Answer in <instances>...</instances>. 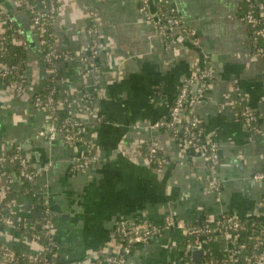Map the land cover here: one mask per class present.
Wrapping results in <instances>:
<instances>
[{
  "label": "crops",
  "instance_id": "crops-1",
  "mask_svg": "<svg viewBox=\"0 0 264 264\" xmlns=\"http://www.w3.org/2000/svg\"><path fill=\"white\" fill-rule=\"evenodd\" d=\"M54 1L55 47L81 55L95 43L99 69L90 76L79 61L51 68L31 14L19 0H0V11L13 18L11 40L23 50L26 78L21 90L0 78V157L7 159L0 163V215L40 230L48 205L56 219L52 259L60 264H106V256L121 250L111 235L122 220L174 219L172 227L135 244L123 264H185L186 226L223 215L264 228V180L254 177L264 170V122L251 129L237 103L264 116V56L241 18L246 0H165L184 26L171 33L177 40L172 46L165 45L168 36L154 14L141 9L143 0ZM252 1L264 18V0ZM160 4L149 0L151 11ZM4 30L1 22L0 34ZM207 68L213 71L207 87L193 84L188 95L202 128V148L194 150L160 123L169 118L182 82L199 79ZM49 75H55L59 98L92 96L79 113L84 139L98 157L86 171L73 169L81 150L60 132L51 140L40 135L49 114L35 99L46 92ZM153 139L167 160L162 166L146 157ZM209 142L218 144L221 156L218 189L208 186ZM14 154L37 174L41 200L35 204L24 191L17 161L9 159ZM227 244L219 234L204 249L218 254ZM3 248L30 258L44 253L41 243L0 219V264Z\"/></svg>",
  "mask_w": 264,
  "mask_h": 264
},
{
  "label": "built area",
  "instance_id": "built-area-1",
  "mask_svg": "<svg viewBox=\"0 0 264 264\" xmlns=\"http://www.w3.org/2000/svg\"><path fill=\"white\" fill-rule=\"evenodd\" d=\"M160 5L165 3V0H159ZM250 2L251 0H246ZM19 4L22 5L31 14L33 23L40 33L41 36H45L47 32V25H54L55 15L57 8L52 4L48 11H41L32 0H19ZM251 9L243 16L242 19L246 20L251 28H255L261 22L264 25V20H261L255 16L253 13L254 4L250 3ZM141 9L146 13L150 10L149 0H143L141 4ZM175 12V10H173ZM151 14V13H150ZM173 12L169 14V17L162 20L169 25V31L163 30L160 25V20L156 19V26L162 32V34H169L177 28H184L183 22L177 16L172 15ZM152 15V14H151ZM7 17V18H6ZM1 22L5 25V30L0 34V41L4 42L7 37L4 35L6 30H12L13 18L7 14L6 16L0 15ZM255 36L253 35V41L256 45L257 52L264 56V47L257 44L258 38H264V26L257 28L255 31ZM173 43H177L176 39L171 40ZM98 51L96 45L91 47V49L81 55L73 54L67 50H59L55 47L54 43L49 46L48 51L44 54V59L47 62H75L79 61L85 66V72L90 76H95L98 72L97 64ZM53 73L56 69H52ZM8 76L12 77L7 84L13 87L15 90H21L24 87L26 81L24 73L21 72V66L18 65H4L0 70V78L4 79ZM213 77V71L210 68L204 70L199 79L187 78L185 79L179 92L177 94L176 100L172 106L169 120L167 119L160 124L165 126H170L172 129L177 130L186 138V143L194 150H200L202 148L201 141L199 142L202 134L200 129L199 119L194 111V107L190 104V113L183 114V109L188 100V95L190 92V87L193 84H198L200 89L203 90L207 87L209 80ZM47 95L45 100H42L40 96L35 99V103L39 107H43L49 114V118L46 120L40 135L51 140L57 132H60L66 141V143L74 148H79L81 150L80 155L74 157L72 167L77 171H86L89 167L97 160V155L93 153L92 145L90 142L86 141L83 136V125L84 121L79 118V113L86 109L92 100V96L83 95L82 98H75L69 95L65 97L55 98L57 93V88L54 80H51L46 86ZM40 97V98H39ZM238 104L241 101H237ZM59 104H62L63 111L60 110ZM68 107L74 108L68 109ZM242 115L245 117L247 125L251 129H255L258 126V121L261 119L264 122V116L260 118L259 115L255 114L249 106H245L242 110ZM61 117H63L61 121ZM184 121V126L179 128V122ZM179 133V135H181ZM208 150V186L212 189H218L220 186V180L218 177V168L221 163V156L219 152V146L216 142H209L207 145ZM146 157L155 166H162L166 162V158L161 154L160 144L157 140L153 139L147 144ZM10 160L20 161L21 170L19 176L25 178L30 182H34L37 176L36 172L31 170L29 163L20 154H14L9 157ZM7 160L6 157H0V163ZM254 177L259 180H264V170L258 171ZM13 182V179L9 181V185ZM11 186H8L9 190ZM43 217L41 220V229L35 230V226L29 221H24L18 223L12 216L8 214H1V221L8 226L17 227L19 230L23 231L34 241L40 242L42 240L49 239L44 244V253L40 257L30 258L24 253H18L10 248H3L1 255L5 261V264H60L52 259V251L56 248V240L54 237L55 229V214L53 210L50 209L48 205L43 206ZM174 219L171 216H167L164 219V228L153 222H135L131 223L126 220L120 221L115 232L112 233L111 238L118 242L120 246V252L118 254H111L106 256V264H123L126 255L131 251L133 246L140 242H146L151 237L160 234L165 229L172 227ZM245 223L241 220L233 217L223 215L219 219L214 221H204L199 225H188L185 228L186 239L181 246L183 259L185 264H191L193 262V251L199 248L205 247V244H211L212 241L216 239L219 234H224L227 239V246L223 249L220 255V260L215 258L214 253L210 248L206 249L209 252V257L205 256V249L203 256L201 257V264H215L216 262H221V264H264V230L259 232V235L254 239V249L262 248L260 251H254L250 255L249 260L244 258V250L246 245L244 242L240 241V234L245 228ZM254 234V233H253ZM252 237V236H251ZM252 240V238H251ZM52 246H55L54 248Z\"/></svg>",
  "mask_w": 264,
  "mask_h": 264
},
{
  "label": "trees",
  "instance_id": "trees-1",
  "mask_svg": "<svg viewBox=\"0 0 264 264\" xmlns=\"http://www.w3.org/2000/svg\"><path fill=\"white\" fill-rule=\"evenodd\" d=\"M32 2L35 3L36 6L41 11H48L49 7L52 4H54V6L56 7V3H55L54 0H32ZM245 2H246V8L247 9L242 14L243 16L251 9L250 3H253L254 4V7L252 9L253 13L255 14V16L257 18H259L261 20H264V18L258 13L257 4L254 1L251 0L250 2H248V1H245ZM20 6H21V8H23V9H25L27 11V9L24 8L22 5H20ZM173 10H174V7L169 2L165 1V3L160 5L156 10H154V11L149 10L148 12H150V13L152 12L154 14V17H156V19L161 21L160 25L162 26L163 30L168 32L169 31V25H167L166 22H162V20H164L165 18L169 17V14L171 12H173V14H172L173 16H177L178 17V14L176 12H174ZM0 15L1 16L2 15L6 16V14H3L1 11H0ZM262 26H264V25L260 22L257 27L251 28L252 37H253V35L255 36V34H256L255 31L257 30V28H261ZM46 27H47V32H46L45 36H43L44 39H45V51H44V54L48 51L49 46L54 43V35H53V33H54L53 32L54 25H52V26L51 25H47ZM12 28H13V24H12ZM171 33L172 32H169V34L167 35L168 37L164 38V39H166L165 45H167V46H172L173 44H175L171 40L175 39L176 37H174V35H172ZM4 35L7 37V39L4 42L0 41V61L3 63V65H7V66H9V65L21 66V72L23 73V69H24L23 68V64H24V62H23V60H24L23 50L21 49L20 46L13 45L12 40H11V30H6ZM257 44L259 46H263L264 47V38L259 37ZM57 63L58 62H55V63L50 62L49 66L51 68L52 67H56ZM54 73H56V72H54ZM54 77H55V75H49V79L46 80V83L49 84V82L51 80H54ZM3 80L6 83H8L10 80H12V77L8 76V77L4 78ZM54 81L56 82V79ZM56 88H57V93L55 94V98L57 99V98H59V89H58L57 85H56ZM47 91L48 90H46V92L43 95L40 96L42 98V100H45L46 95H47ZM70 96L73 97L72 95H70ZM238 105H239L240 114H241L243 120L245 121V117L242 115V110H243V108L245 106H248V105L244 104V102H241ZM190 107L191 106L189 104V101L187 100L185 108L183 109V114H189L190 113ZM68 109H72L73 110L74 108L68 107ZM60 119L62 121L63 117H61ZM168 120H169V118H168ZM182 126H184V121L179 122V128H181V131H182ZM199 126H200V129L202 130L201 124H199ZM165 127L167 129H169L170 132L175 137L181 138L186 143V138L183 136V134H181L177 130L172 129V127H170V126H165ZM179 133L181 135H179ZM200 141H201V139L199 140V142ZM206 154L208 156V150L206 151ZM16 166H17V170H18V173H19L20 170H21L20 161L16 162ZM22 179L24 180V184H25L24 191H25L26 195L30 198L31 202L35 204L37 200H41V197L39 196L40 191H39V188L34 184L35 182H30V181H28L25 178H22ZM228 216H232V215L228 214ZM243 223H245L244 224L245 225L244 232L242 231L239 237H240V241L244 242L245 245H246V249L244 250L245 251L244 252V257H245L244 259L245 260L243 261V263H244L246 260H249L250 255L252 254V252L260 251V250H262V248H264V247H262V248H259V249H254V239L256 238V236L259 235L260 231L264 230V228L253 224V221L243 222ZM154 224H156V223H154ZM156 225H159L160 227L164 228V222H163V224H159L158 223ZM35 230H36V228H35ZM245 231L247 232V234L245 233ZM251 238H252V240H251ZM48 240L49 239L47 238L46 240H42L39 243H41L44 246V244ZM52 247L54 248L55 246H52ZM53 252H54V250L51 253H53ZM209 255H210L209 252L206 251L205 252V256L209 257ZM213 255L215 256V258L220 260L221 257H220L219 254H213ZM200 261L201 260H199L198 262H193L191 260V264H201L202 262H200ZM215 264H221V262L219 261V262H216Z\"/></svg>",
  "mask_w": 264,
  "mask_h": 264
},
{
  "label": "water",
  "instance_id": "water-1",
  "mask_svg": "<svg viewBox=\"0 0 264 264\" xmlns=\"http://www.w3.org/2000/svg\"><path fill=\"white\" fill-rule=\"evenodd\" d=\"M39 229H41V224L40 226H38ZM204 253V249L203 248H199L193 251V259L195 262L199 261V257L203 256Z\"/></svg>",
  "mask_w": 264,
  "mask_h": 264
}]
</instances>
